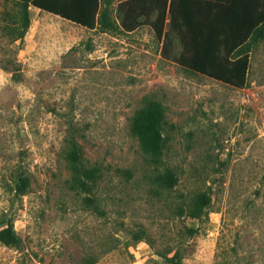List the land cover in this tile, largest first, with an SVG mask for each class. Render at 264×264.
<instances>
[{"label": "rangeland", "instance_id": "rangeland-1", "mask_svg": "<svg viewBox=\"0 0 264 264\" xmlns=\"http://www.w3.org/2000/svg\"><path fill=\"white\" fill-rule=\"evenodd\" d=\"M118 2L105 28L29 11L20 39L15 0H0V228L19 237L0 239V264H168L157 250L264 264V38L234 87L165 58L149 24L126 31ZM151 102L163 120L150 163L131 122ZM75 140L95 176L67 159Z\"/></svg>", "mask_w": 264, "mask_h": 264}, {"label": "trees", "instance_id": "trees-1", "mask_svg": "<svg viewBox=\"0 0 264 264\" xmlns=\"http://www.w3.org/2000/svg\"><path fill=\"white\" fill-rule=\"evenodd\" d=\"M15 4L18 11L14 14V24L19 28L16 38L23 39L30 25V5L92 29L98 25L106 27L110 0H15ZM117 10L126 31L149 24L163 43L165 58L234 87L246 84L251 46L264 38V0H119ZM175 42L179 47L177 54L173 53ZM162 120L161 104L151 102L131 122V129L150 163L156 162L162 152L159 131ZM71 144L67 159L75 164L79 174L95 176V170H82L78 164L81 159L78 141ZM165 175L171 183L175 182L169 168ZM194 200L192 209L186 205V210L192 216H200L208 197L199 193ZM143 234L136 231L133 237L143 239ZM0 239L8 245L19 243L11 225L0 228ZM156 252L168 264H183L178 251L172 255Z\"/></svg>", "mask_w": 264, "mask_h": 264}, {"label": "crops", "instance_id": "crops-1", "mask_svg": "<svg viewBox=\"0 0 264 264\" xmlns=\"http://www.w3.org/2000/svg\"><path fill=\"white\" fill-rule=\"evenodd\" d=\"M29 11H31V14L34 15L35 17H40V15L43 13L47 14L48 17L49 16H56V17H59L61 18L60 16L56 15V14H53L51 12H47V11H44V10H41L40 8L36 7V6H33V5H30L29 6ZM63 19V18H62ZM66 20V19H64ZM66 21H69V20H66Z\"/></svg>", "mask_w": 264, "mask_h": 264}]
</instances>
